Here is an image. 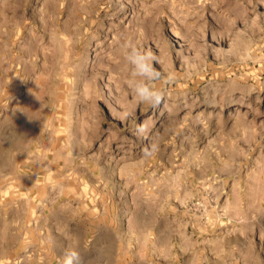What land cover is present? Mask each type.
<instances>
[{
  "label": "rangeland",
  "instance_id": "1",
  "mask_svg": "<svg viewBox=\"0 0 264 264\" xmlns=\"http://www.w3.org/2000/svg\"><path fill=\"white\" fill-rule=\"evenodd\" d=\"M69 249L264 264V0H0V264Z\"/></svg>",
  "mask_w": 264,
  "mask_h": 264
},
{
  "label": "clouds",
  "instance_id": "2",
  "mask_svg": "<svg viewBox=\"0 0 264 264\" xmlns=\"http://www.w3.org/2000/svg\"><path fill=\"white\" fill-rule=\"evenodd\" d=\"M125 56L126 63L130 65V78L127 80L128 87L132 90L139 103L150 106H160L165 100V91L157 88L154 81L161 78L160 72L153 66L155 57L151 52L142 51L134 44H129ZM61 264H82V257L78 250H67Z\"/></svg>",
  "mask_w": 264,
  "mask_h": 264
}]
</instances>
